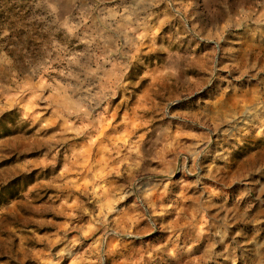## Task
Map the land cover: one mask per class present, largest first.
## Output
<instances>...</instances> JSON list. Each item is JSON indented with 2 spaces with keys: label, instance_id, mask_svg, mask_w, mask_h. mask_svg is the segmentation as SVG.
Returning <instances> with one entry per match:
<instances>
[{
  "label": "rangeland",
  "instance_id": "1",
  "mask_svg": "<svg viewBox=\"0 0 264 264\" xmlns=\"http://www.w3.org/2000/svg\"><path fill=\"white\" fill-rule=\"evenodd\" d=\"M0 264H264V0H0Z\"/></svg>",
  "mask_w": 264,
  "mask_h": 264
}]
</instances>
